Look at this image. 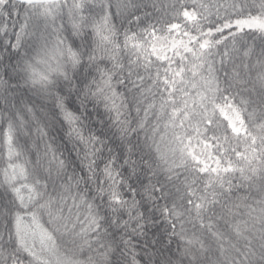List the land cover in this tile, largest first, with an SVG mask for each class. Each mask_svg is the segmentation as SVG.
Instances as JSON below:
<instances>
[{"label":"snow or ice","instance_id":"snow-or-ice-1","mask_svg":"<svg viewBox=\"0 0 264 264\" xmlns=\"http://www.w3.org/2000/svg\"><path fill=\"white\" fill-rule=\"evenodd\" d=\"M0 264H264V0H0Z\"/></svg>","mask_w":264,"mask_h":264}]
</instances>
